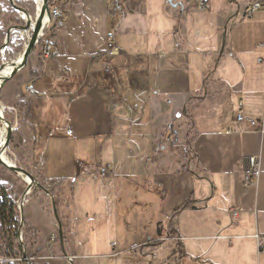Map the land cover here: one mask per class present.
<instances>
[{
    "label": "crops",
    "instance_id": "crops-1",
    "mask_svg": "<svg viewBox=\"0 0 264 264\" xmlns=\"http://www.w3.org/2000/svg\"><path fill=\"white\" fill-rule=\"evenodd\" d=\"M255 1L209 0L201 11L187 0H66L65 26L50 37L54 56L43 59L39 49L31 54L14 90L29 138L21 144L24 155L19 163L38 175L31 174L40 192L51 190L54 195L59 190L52 216L41 206L40 195L33 198L36 209L23 210L25 221L35 230V251L42 247L53 257H42L46 264L59 261L54 247L46 245L50 235L59 238V229L63 256L73 258V264L89 259L82 252L93 247L92 236L100 234L87 223L101 221L99 212L85 210L87 202L75 197L79 174L93 179V187L104 181L112 187L111 211L107 206V219L101 223L107 224V244L113 250L100 256L117 259L126 254V246L142 247L152 239L126 234L123 217H138L140 211L128 209L127 200L122 202L116 192L118 183L126 180L135 187L139 181L143 187H154L141 167L158 166L169 155L164 146L161 155L153 153L170 123L176 129L172 139H183L185 144L190 137L188 148L194 157L191 164L184 155L178 159L174 152L169 155L178 161L168 171L172 184L175 177L191 181L189 175L206 183L194 198L191 193L180 195L184 203L170 227L177 241L173 236L166 239L175 242L170 261L264 264V253L258 252L254 239L255 233L264 234V134L235 121L237 114L264 120V11L244 16ZM108 35H113V49H108ZM135 126L143 128L144 139L139 140L148 144L153 157L134 156V161L130 149L123 154L127 162H122L121 152L129 149L132 139L121 138L125 133L131 136ZM139 140L131 148L140 145ZM61 142L67 147L62 148ZM89 146L93 153L99 152L96 165L78 159ZM256 155L261 170L258 185L245 189L243 169L247 158ZM103 166L110 169L105 177L84 174ZM71 187L74 194L66 193ZM132 198L134 205L141 201L138 193ZM38 209L47 223L37 222ZM190 210L201 213L202 222L182 227V215ZM232 210L240 211L237 219L231 218ZM158 231L163 235L162 226Z\"/></svg>",
    "mask_w": 264,
    "mask_h": 264
},
{
    "label": "rangeland",
    "instance_id": "rangeland-1",
    "mask_svg": "<svg viewBox=\"0 0 264 264\" xmlns=\"http://www.w3.org/2000/svg\"><path fill=\"white\" fill-rule=\"evenodd\" d=\"M25 4L27 8L29 9L31 8L29 2ZM0 8L5 12L13 11V8L9 0H0ZM18 14L20 15L21 13ZM31 18H32L31 22L33 23L34 16ZM14 27L15 26H13V31L10 33V40L8 45H6L7 47L4 56L0 57V64L4 65L9 62L12 63V61L16 60L19 57V55L22 54L26 44L28 43L31 37V33H32L31 29L29 31H23V30H18ZM7 30L5 32H7ZM1 45L3 46V43ZM37 49L38 47L35 48L34 52ZM23 73H25V69H22L10 81L6 82L0 91V107L3 109L2 112L3 120L0 119V129L4 124L7 127H11L13 129L10 143L5 153L14 166L27 170L24 168L23 164L19 163L21 157L24 155L23 150H20L23 148L21 144L24 141H26V139L29 140V138H27V136L25 135L26 131L23 125L25 123L24 121L25 114L23 112L24 110H22L23 108H21L19 104H16L17 101L14 99V94H15L14 90L17 87L16 85L17 80H19L22 77ZM134 129L136 130H132L131 136L128 133H125L127 135H123L121 138V141H123L126 136L128 140L129 138L132 139L131 141H128L129 149H127L125 153L121 152L120 159L122 162H124V160L127 162V160L124 158L125 155L123 154L129 153L130 149L132 151L133 160H134V156L137 157L136 160L139 159L138 158L139 156H143L144 160L148 157L150 158L153 157L152 150L150 148L147 149L145 147L148 144L145 141L141 142V140H139L143 138L142 137L144 134L143 128H138V126H135ZM172 129L174 131L176 130L175 125H173ZM172 138L173 137H171L170 140H164L165 138H163L162 142L159 144L157 150H155L153 154L157 156L161 155L162 154L161 150H163L162 146H164L165 150H167L166 152L169 153V155L170 154L172 155L174 152V157L176 159L184 155L183 157L185 158V160H188L192 164L194 162V157L192 155V152L188 148V144H187L188 142L184 144L183 139H181L179 142L177 141L176 138L175 139ZM138 140L140 142V145L138 144V146H136L135 148L134 147L131 148L133 144L136 145ZM173 140L174 143H178L176 144L177 147L173 148L174 145L171 144V141ZM184 145L186 146L185 150H183V148L181 147ZM60 146L62 148H66L67 143L61 142ZM81 150L82 148L80 149V151ZM117 155L119 156L118 148H117ZM169 155L167 154L164 157V159H162V162L158 164V166L149 165V167L145 168V170L144 167H141V169L145 172V175L149 177V183L154 187H151L149 189L146 184L143 187L140 181L137 183L138 185L137 187L133 186L131 184L132 182H130L129 180H126L122 185L120 184L121 182L118 183V189L116 192V194L118 195L117 196L118 199H120L122 202L127 200L128 209L132 208L134 210L137 209L140 211V216L138 217H135L133 215H127L126 217L124 216L125 218L123 217L125 224L124 227L126 228L125 231L126 234L128 236H132L133 234L136 235L137 233L138 235H141L144 238L150 237L152 239L149 240V242H146L145 245L142 247H134L130 249L127 248L126 246L125 249L126 254L120 255L117 259H110L108 256H104V257L100 256V255H107V253L110 254V252H112L113 250V247H110V245L107 244L109 242V233H107V224L103 225V223H101L107 219V210L110 209L111 211L112 187L110 185H106V182L104 180H102L104 181V184H101L102 187L100 184H97L96 187H93L94 185L93 179L82 176L81 174L78 175V177L74 180V183L77 184L75 185L76 188L75 192L71 187L70 190H66V193L67 191H70V193L74 192L75 197L77 198V202L82 203L83 200L87 202L84 204L85 210L90 211L92 209L91 211H98L99 217H101L100 219L101 221L87 222L88 224H90L89 226L94 229L93 231L94 233L98 232L100 234L96 233L95 236L91 235L92 237H96V241L94 242L95 244H97V247L94 244L93 247L86 248L85 252L82 253L85 255H89L90 257L89 259L78 261V264H181L170 261L172 255L171 248L173 245H175L174 240L177 241V239L170 232L171 221H173L175 217V216L173 217V215L176 213V211L178 210L179 212L181 211V207L184 203L183 201L180 202L179 200L181 193L183 194L187 193L188 196L191 193L190 197L193 196L194 198L200 193L201 190L205 188L204 186H206V183L203 180L194 179L192 176L189 175V177L192 178L191 181L184 180V182H181L182 179H180L181 181L180 180L178 181L177 177H175L176 181L174 182V184H172L173 177L171 173H168V171L171 172L172 167L178 161L172 160V156L170 157ZM71 156L72 154L70 153L69 158H71ZM80 157L81 158L78 159L85 161L87 165H96L95 163L99 162V152L93 153L91 146L81 151ZM73 159L74 160L76 159L74 153H73ZM192 167H193L192 169L194 170V166ZM130 171L131 169H129L126 172L129 173ZM118 172L119 171L114 169V173H118ZM135 173L136 170H134L132 176H134ZM31 174L34 177H38V175L33 170ZM23 177L24 176H21L16 172L11 171L4 165L0 164V182L7 184L15 191V196L17 197V201H21L25 199L24 206L21 208V210H18L19 218L22 220H26L24 217L23 210L30 208H35V209L37 208L36 205L37 201L36 199L33 198H36L39 195L41 197L40 199L41 206L48 213V215L52 216L55 210V206L59 204V201L56 200V197H58L59 194V190L57 192H54L53 195L50 193L51 190L47 191L46 194L40 191L34 192L33 189H31L30 193L26 195L25 190L27 188V183L23 181ZM185 178L186 177L184 176V179ZM130 179H136V178L131 177ZM102 181L100 180V182ZM79 183L83 185L82 188L78 186ZM157 184L160 185L159 189L158 187H156ZM36 186H37L36 183L32 184V187H36ZM121 187H123L122 191H121ZM98 189L100 190L98 191ZM143 190H146L147 192L146 196H144ZM120 191L121 193L119 194ZM135 193H138L141 196V201L137 205H134V199L132 198ZM31 198L32 201L29 202V204H27L28 200ZM142 202L144 203V206H141ZM107 206L109 209L106 208ZM40 212L41 211L38 209V211H36L34 215L37 218V222H44L45 219H43V216L41 215ZM200 216L201 213H199L196 210L195 211L190 210L188 213L183 214L181 219L182 227L183 226L192 227L194 225L199 226V224L202 222ZM45 222L47 223V220H45ZM161 226L164 229V233L163 235L161 234V236L158 239L157 231ZM173 228H175V226H173ZM19 229H18V234L22 235V241L19 240V242L24 246V251L27 256L26 258L30 260L28 261V263L46 264L48 261L44 260L42 257L49 255V252L45 253L42 247H40L36 252L35 251L36 245L33 244V241L23 235L24 232L23 227L21 226L19 227ZM164 235H167V237H164ZM171 236H173L174 240H170V239L166 240ZM162 240H166V241L162 242ZM90 243H93V241ZM54 249H55L54 254L56 253L55 258L59 261H56V263L53 264H66L65 256H63L64 254L61 252L59 238L57 243L55 244ZM173 249H176V246H174ZM178 250L180 251V248H178ZM94 255L96 256L94 257Z\"/></svg>",
    "mask_w": 264,
    "mask_h": 264
},
{
    "label": "built area",
    "instance_id": "built-area-1",
    "mask_svg": "<svg viewBox=\"0 0 264 264\" xmlns=\"http://www.w3.org/2000/svg\"><path fill=\"white\" fill-rule=\"evenodd\" d=\"M208 1L209 0H187V3L193 9L203 11V10L207 9ZM48 5H49V17L46 16L47 21L42 26V29H41L40 34H39L38 43L36 46L39 49L40 57H42L43 59H48V58H51L54 56L50 37H51L52 33L54 32V30L64 27L65 22H66V20L61 18L62 10L60 8V0H48ZM257 11H264V0H256L255 2H253L252 5L250 6V9L244 13V16L245 17H251ZM19 17L24 22L22 14H20ZM12 31H13V27H10V28H8V30L6 32L5 38L3 40V46L1 45V47H0V57L4 56V53H5L6 47H7L6 45H8V43H9L10 33ZM7 34H9L8 42H7ZM112 42H113V35H108L107 36L108 49H113ZM22 54H23V52H22ZM235 121L237 123H248V125L251 128H253L257 134H259V135L264 134V120H262L261 122H256V121L248 120V119L244 118L241 114H237L235 117ZM109 173H110L109 166H103V167H96V168L88 169L84 174L87 176H91L93 178H97V177H105ZM260 173H261L260 156L256 155V156H252V157L247 158V165L243 169V186H244V188L245 189L256 188L258 185ZM30 186H31L30 182L27 183V188L25 190L26 195L29 194L31 189H32V188L29 189ZM15 204H16L17 209L21 210V208L25 204V199H23L21 201L16 200ZM239 213H240V211H238V210H232L230 212L231 218L237 219L239 216ZM19 231H20V229H19ZM254 239L256 242L258 252L264 253V234L255 233ZM19 240L22 241V235L18 234V241ZM57 241H58L57 236L50 235L46 241L47 248H53V247L55 248V244L57 243ZM26 257L27 256L24 255L23 258H18L16 260H9V261H18V262L26 261L27 264H30V263H28V261H30V260L27 259ZM48 258L53 259V257L51 255H49ZM61 258H63V257H61ZM65 260H66V264H71L73 261V258L65 257Z\"/></svg>",
    "mask_w": 264,
    "mask_h": 264
},
{
    "label": "trees",
    "instance_id": "trees-1",
    "mask_svg": "<svg viewBox=\"0 0 264 264\" xmlns=\"http://www.w3.org/2000/svg\"><path fill=\"white\" fill-rule=\"evenodd\" d=\"M25 1V2H24ZM30 4L31 8H27L25 3ZM13 0V3L18 8L27 12L31 17L35 14V4L33 0ZM66 0H60V8L62 10L61 18L66 20L67 13L65 10ZM24 25L22 19L14 11L5 12L0 8V46L6 35V30L10 27H19ZM1 65V64H0ZM173 123H170L165 130L164 140H170L172 136L176 135V132L172 129ZM190 137L187 136L186 143L190 144ZM171 144L175 145L174 141ZM30 174V170H25ZM33 191H40L39 188L32 187ZM15 191L5 183L0 182V264H27L26 261H9L23 258L25 254L24 246L18 241V229L23 227V235L28 237L36 244V238L34 236L35 230L25 221L19 218V211L16 207ZM20 219V221H19ZM173 235V232H171ZM61 252L65 253V245L61 248Z\"/></svg>",
    "mask_w": 264,
    "mask_h": 264
},
{
    "label": "water",
    "instance_id": "water-1",
    "mask_svg": "<svg viewBox=\"0 0 264 264\" xmlns=\"http://www.w3.org/2000/svg\"><path fill=\"white\" fill-rule=\"evenodd\" d=\"M9 1H10V4H11L14 12L24 14L25 16H27L28 19L31 20V16L28 15L26 11L15 6V4L13 3V0H9ZM46 16L49 17L48 0H42L41 5H40V9H37L35 12L34 25L32 27L31 37H30V39H29V41H28V43H27V45L23 51L21 62L13 72H11L10 74H8L4 77V81L0 85V91L6 82L10 81L16 74H18L26 66L29 57L31 56V54H33V52L37 46L39 34H40V31H41L42 26H43L42 23H43V20ZM14 28H16L18 30H23V31H29L31 29V21H27V22L24 21L23 26L14 27ZM8 39H9V34H7V42H8ZM2 70H3V64L0 65V73ZM1 109L2 108L0 107V110ZM2 111H3V109H2ZM0 119L3 120L1 115H0ZM12 132H13V129L11 127H7L5 141L3 143L2 148L0 149L2 152L7 150L9 143H10ZM0 164L4 165L5 167L10 169L11 171H14L21 176L27 177L29 179L30 184H31L29 189L32 188V184L34 183V179H33L31 174H28L24 169L18 168L14 165L13 166H7L1 159H0ZM40 189H42V188H40ZM58 235H59L60 246H61V248H63L64 241H63V234H62L61 229H59ZM157 235L160 236L161 232L157 231Z\"/></svg>",
    "mask_w": 264,
    "mask_h": 264
},
{
    "label": "bare ground",
    "instance_id": "bare-ground-1",
    "mask_svg": "<svg viewBox=\"0 0 264 264\" xmlns=\"http://www.w3.org/2000/svg\"><path fill=\"white\" fill-rule=\"evenodd\" d=\"M41 2H42V0H34V4H35V9L37 10V9H40V5H41ZM36 12V11H35ZM22 16H23V19H24V21L25 22H27V21H31L30 19H28L27 18V16H25L24 14H22ZM27 19V20H26ZM46 21H47V17H45L44 18V20H43V25L46 23ZM33 25H34V22L32 23L31 22V30H32V27H33ZM107 53V52H106ZM21 58H22V54H20L19 55V57L16 59V60H14V61H12V63L11 62H9V63H7V64H4L3 65V70L1 71V75H0V85L2 84V82L4 81V77L6 76V75H8V74H10L11 72H13L15 69H16V67L20 64V62H21ZM105 68V67H104ZM2 109L0 110V115L2 116ZM3 117V116H2ZM6 131H7V126L4 124L3 126H2V128L0 129V149L2 148V146H3V143H4V141H5V136H6ZM0 159L7 165V166H13V163L9 160V158L7 157V155H6V153H5V151L4 152H2L1 150H0ZM23 180L26 182V183H29V179L27 178V177H23Z\"/></svg>",
    "mask_w": 264,
    "mask_h": 264
}]
</instances>
